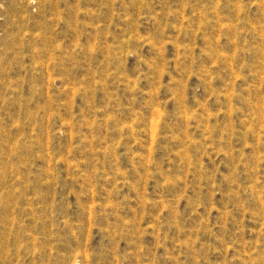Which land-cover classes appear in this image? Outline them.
<instances>
[{"label":"rangeland","instance_id":"374dc122","mask_svg":"<svg viewBox=\"0 0 264 264\" xmlns=\"http://www.w3.org/2000/svg\"><path fill=\"white\" fill-rule=\"evenodd\" d=\"M0 264H264V0H0Z\"/></svg>","mask_w":264,"mask_h":264}]
</instances>
